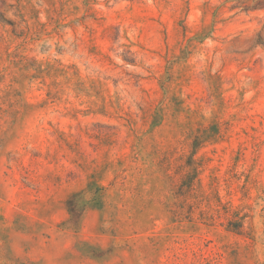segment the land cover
Here are the masks:
<instances>
[{
	"label": "rangeland",
	"instance_id": "obj_1",
	"mask_svg": "<svg viewBox=\"0 0 264 264\" xmlns=\"http://www.w3.org/2000/svg\"><path fill=\"white\" fill-rule=\"evenodd\" d=\"M0 264H264V0H0Z\"/></svg>",
	"mask_w": 264,
	"mask_h": 264
}]
</instances>
